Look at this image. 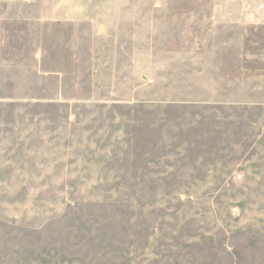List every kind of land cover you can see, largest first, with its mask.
<instances>
[{"label":"rangeland","instance_id":"1","mask_svg":"<svg viewBox=\"0 0 264 264\" xmlns=\"http://www.w3.org/2000/svg\"><path fill=\"white\" fill-rule=\"evenodd\" d=\"M0 264H264V0H0Z\"/></svg>","mask_w":264,"mask_h":264}]
</instances>
